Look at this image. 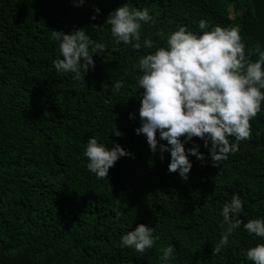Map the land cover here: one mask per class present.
Listing matches in <instances>:
<instances>
[{"label": "trees", "instance_id": "16d2710c", "mask_svg": "<svg viewBox=\"0 0 264 264\" xmlns=\"http://www.w3.org/2000/svg\"><path fill=\"white\" fill-rule=\"evenodd\" d=\"M126 2L149 9L152 20L140 34L153 48L134 49L111 36L105 20ZM202 18L208 29L238 27L246 55L258 59L264 0H0V264H160L168 245L171 264H253L245 251L264 238L243 223L264 216V101L250 118V136L220 165L202 138L185 141L204 153L203 160L189 155L187 179L167 170V150L153 152L135 132L143 91L138 58L164 46L179 25L208 30L198 28ZM76 28L104 44L80 80L52 63L60 53L51 31ZM117 80L123 84L113 92ZM113 124L122 135L110 132ZM92 135L131 153L103 178L86 167ZM234 193L242 199L241 225L213 252L224 230L220 209ZM138 223L154 227V244L142 253L119 245Z\"/></svg>", "mask_w": 264, "mask_h": 264}, {"label": "clouds", "instance_id": "9594fccd", "mask_svg": "<svg viewBox=\"0 0 264 264\" xmlns=\"http://www.w3.org/2000/svg\"><path fill=\"white\" fill-rule=\"evenodd\" d=\"M151 20L148 8L129 7L126 2L109 13L105 24L110 25L116 42L130 44L134 49L142 44L151 49L153 41L148 38L141 41L140 34L142 23ZM198 28L208 29L205 19L198 21ZM51 39L58 41L60 53L52 62L55 71L72 73L75 80L81 79V70L85 73L94 66L93 54L104 49V44L93 42L84 28L71 32L52 30ZM256 52L258 59L250 60L236 26L217 24L198 34L179 25L167 34L164 46L138 58L136 66L141 72L136 83L143 91L140 125L135 132L144 134L153 152L159 149L161 153L165 150L170 153L169 172L176 171L182 179H187L192 167L189 155L203 160L199 145L185 148V141L193 136L203 139L214 165H220L229 153L238 151L239 141L250 136V118L264 101V49L258 46ZM122 84L115 81L111 90L119 92ZM110 132L122 135L114 124ZM229 137L234 139L230 141ZM161 140L167 143H159ZM83 155L87 158V169L97 178H103L118 158L131 153L119 143L109 147L92 135L84 145ZM242 208V199L236 193L223 202L220 214L224 230L213 252L227 244L229 235L241 225L238 213ZM116 215L119 217V211ZM243 228L264 238V216L247 219ZM153 232V226L138 223L121 235L119 245L142 253L153 246ZM172 257L173 246L163 247L160 264H171ZM245 258L253 264H264V243L249 247Z\"/></svg>", "mask_w": 264, "mask_h": 264}]
</instances>
